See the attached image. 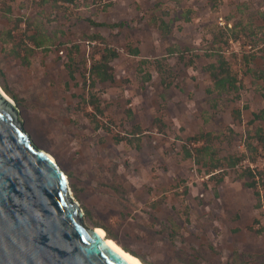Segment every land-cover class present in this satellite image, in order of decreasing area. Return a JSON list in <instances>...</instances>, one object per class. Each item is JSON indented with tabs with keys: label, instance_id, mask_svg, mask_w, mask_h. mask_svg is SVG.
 <instances>
[{
	"label": "rangeland",
	"instance_id": "1",
	"mask_svg": "<svg viewBox=\"0 0 264 264\" xmlns=\"http://www.w3.org/2000/svg\"><path fill=\"white\" fill-rule=\"evenodd\" d=\"M105 44L113 79L91 86ZM219 52L238 91H208ZM261 70L264 0H0V87L24 130L66 174L84 222L150 264H264V206L241 174L264 167ZM227 155L240 159L217 173L212 156Z\"/></svg>",
	"mask_w": 264,
	"mask_h": 264
},
{
	"label": "water",
	"instance_id": "2",
	"mask_svg": "<svg viewBox=\"0 0 264 264\" xmlns=\"http://www.w3.org/2000/svg\"><path fill=\"white\" fill-rule=\"evenodd\" d=\"M0 264H133L84 222L66 174L1 88Z\"/></svg>",
	"mask_w": 264,
	"mask_h": 264
},
{
	"label": "trees",
	"instance_id": "3",
	"mask_svg": "<svg viewBox=\"0 0 264 264\" xmlns=\"http://www.w3.org/2000/svg\"><path fill=\"white\" fill-rule=\"evenodd\" d=\"M215 3V0H211ZM95 23V22H92ZM94 37V36H93ZM96 37H99V39L102 40V37L99 35H95L93 39ZM30 40L33 42V45L40 46L38 44L34 37H30ZM32 48H30L31 50ZM173 48H168L169 52H172ZM134 53H138V49L135 48ZM17 55H20L19 52ZM99 56L97 58H91L90 59V65L88 68V79L89 84L93 86L95 82H104V81H110L113 79V74L111 72V66L110 61L117 56V52L114 48L111 46H108L105 44V46L101 49V51L98 54ZM23 61H26L27 57L26 55L22 56ZM141 62L151 61L148 58H142L140 60ZM205 70L208 73L211 85L208 88L209 92L215 93L220 95L224 92H230V91H238L240 87V82L238 81L237 74L232 68L230 62L222 55L221 52L217 54L215 59L211 62H209L207 65H205ZM260 76L262 79H264V70L259 71ZM68 75L71 79L74 78V70L72 67H68ZM259 76V74H258ZM259 76V77H260ZM264 98V93L262 94ZM88 104H90L93 109L97 113H102V110L96 101L95 96H93L91 93L89 94L88 98L84 99ZM258 118H264V105L263 107L258 111L253 113V119ZM195 140L197 138H194ZM256 140L261 144L264 145V132L262 129H258L256 131ZM203 148V147H202ZM202 148H196V150L200 151ZM247 148L249 150H255L254 146L251 143L247 144ZM187 155H190L189 152H187ZM212 158L215 160V163L213 164L214 168L219 169V172L224 173L225 168L221 167V161L227 166V167H233L237 164L239 161V157L236 155H227L223 158H218L216 156H212ZM242 176L246 178L245 184L248 187H251L253 189V192L256 197V204L255 208H263L264 206V200H262V196L260 193L259 185H264V167L263 168H257V167H251L246 166L244 169H242L241 172ZM262 215L264 219V210H262ZM253 224L257 225V228H255L256 233H262L264 232V221L261 222L259 218L253 219ZM101 228V227H100ZM106 238H112L115 239L114 235L105 232ZM125 251H128L134 255H136L134 252L130 251L127 247H122ZM138 257V255H136ZM144 264H150L144 260H142Z\"/></svg>",
	"mask_w": 264,
	"mask_h": 264
},
{
	"label": "bare ground",
	"instance_id": "4",
	"mask_svg": "<svg viewBox=\"0 0 264 264\" xmlns=\"http://www.w3.org/2000/svg\"><path fill=\"white\" fill-rule=\"evenodd\" d=\"M1 88V87H0ZM2 90V89H1ZM4 92V91H3ZM5 93V92H4ZM6 94V93H5ZM7 95V94H6ZM8 96V95H7ZM97 231L103 236L106 238L105 236V231L100 228V227H96ZM106 241L107 243L112 247L114 248L115 250H117L120 254H122L123 256L124 255H127L128 257V260L130 262H132L133 264H136L137 261H139V264H144L141 259L139 257H137L136 255L128 252V251H125L122 246L114 239L112 238H106Z\"/></svg>",
	"mask_w": 264,
	"mask_h": 264
},
{
	"label": "snow or ice",
	"instance_id": "5",
	"mask_svg": "<svg viewBox=\"0 0 264 264\" xmlns=\"http://www.w3.org/2000/svg\"><path fill=\"white\" fill-rule=\"evenodd\" d=\"M124 259H125V260L128 259L127 255H124ZM136 264H139V261H137Z\"/></svg>",
	"mask_w": 264,
	"mask_h": 264
}]
</instances>
